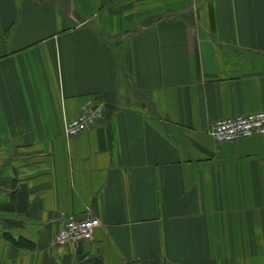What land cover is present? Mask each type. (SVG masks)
Here are the masks:
<instances>
[{"label":"crops","instance_id":"obj_1","mask_svg":"<svg viewBox=\"0 0 264 264\" xmlns=\"http://www.w3.org/2000/svg\"><path fill=\"white\" fill-rule=\"evenodd\" d=\"M63 1L0 0V264H264V135H212L264 111V0Z\"/></svg>","mask_w":264,"mask_h":264},{"label":"built area","instance_id":"obj_2","mask_svg":"<svg viewBox=\"0 0 264 264\" xmlns=\"http://www.w3.org/2000/svg\"><path fill=\"white\" fill-rule=\"evenodd\" d=\"M107 112L105 103L97 102L91 98L87 99L81 106L80 115L76 119L66 122V136L70 138L86 132L102 120ZM212 135L219 143L264 135V111L221 119L214 123ZM101 224V220L96 217L78 219L71 216L57 235L56 241L60 246H68L90 240Z\"/></svg>","mask_w":264,"mask_h":264},{"label":"water","instance_id":"obj_3","mask_svg":"<svg viewBox=\"0 0 264 264\" xmlns=\"http://www.w3.org/2000/svg\"><path fill=\"white\" fill-rule=\"evenodd\" d=\"M63 5H64V8H65L66 11H69L70 10L69 0H64L63 1Z\"/></svg>","mask_w":264,"mask_h":264}]
</instances>
